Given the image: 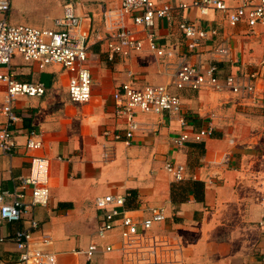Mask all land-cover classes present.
<instances>
[{
  "label": "crops",
  "instance_id": "obj_1",
  "mask_svg": "<svg viewBox=\"0 0 264 264\" xmlns=\"http://www.w3.org/2000/svg\"><path fill=\"white\" fill-rule=\"evenodd\" d=\"M156 1L171 7L169 18L154 23L157 43L171 53L169 58L152 52L146 41L139 51L109 57L103 38L111 28L106 13L129 22L119 0H11L9 9L0 12V19L12 25L58 29L54 19L70 3L89 32L87 62L92 74L89 101L75 103L68 97V73L58 65L39 69L20 55L11 61L18 80L43 82L46 89L41 96L13 101L19 116L11 126L16 144L11 154L0 150V189L12 193L19 178L30 172V156L44 155L49 159V200L30 206L25 189L29 208L23 217L16 222L0 219V264L16 263L14 232L30 228L32 218L38 225L31 229L30 247L51 253L52 264H125L117 249L97 251L90 258L85 254L89 244L118 242L117 229L98 237L95 198L120 193L127 195L126 206L136 216L164 209L165 219L153 223L147 233L173 248L167 253L170 264H264V226L258 224L264 216V26H231L219 11L200 14L190 6L192 0ZM179 2L188 6L180 8ZM183 20L214 32L198 40L194 52L187 51L179 30ZM220 47L227 49L224 55L217 53ZM182 55L205 67L215 60L222 81L229 74L254 73V89L241 94L169 86L181 99L189 130L212 128V136L200 142L176 145L173 139L181 127L175 117L140 112L138 130L129 143L113 139L111 133L126 124L116 109L115 90L128 79L136 88L170 83ZM4 89L0 83V104ZM31 130L41 133L38 150L24 145ZM106 146L113 150L108 160L102 157ZM167 161L184 166V180H173L164 169ZM43 237L49 239L47 244L41 243Z\"/></svg>",
  "mask_w": 264,
  "mask_h": 264
},
{
  "label": "built area",
  "instance_id": "obj_2",
  "mask_svg": "<svg viewBox=\"0 0 264 264\" xmlns=\"http://www.w3.org/2000/svg\"><path fill=\"white\" fill-rule=\"evenodd\" d=\"M11 0H0V12L9 9ZM120 11L129 17L128 24L117 18L111 20L110 30L103 37L109 57L126 55L131 51H139L146 41L148 48L159 57L169 58L170 52L157 43L154 31L155 20L170 17V5L159 4L156 0H119ZM178 7L186 8L185 2H179ZM190 6L200 14L207 15L210 10H216L225 15L231 26L246 23L250 29L264 26V0H237L235 6H230L225 0H192ZM58 29L37 28L31 25H12L5 19H0V83L4 85L3 101L0 104V150L11 154L15 149V133L11 126L19 119L13 110V101L18 96H41L45 93V85L39 81L18 80L11 69V61L15 55H20L25 61L35 62L40 69L50 65H58L67 75V92L69 100L75 103L89 101L92 89V74L88 66V38L89 32L82 27V19L76 15L70 3L63 5L62 16L54 19ZM179 30L185 38L187 51L197 49L198 40L207 37V32L213 30L197 27L193 22L180 21ZM138 31L144 33L143 37ZM227 49L220 47L217 53L224 55ZM206 64L191 63L186 55H182L174 66V73L170 83L145 85L136 88L131 82H123L113 93L116 109L125 116L126 124L121 131L111 133L115 140L121 139L129 143L134 132L138 130L137 112L149 114H167L175 117L181 131L174 137L176 145L184 142H200L212 136L210 126L197 130H189V122L182 110L180 97L170 92L169 86L176 89H211L221 91L227 89L232 93L250 94L254 89V73L243 75L229 74L222 80L217 75L215 60L210 59ZM131 78V74L128 73ZM242 78H246L243 81ZM104 135H110L104 132ZM24 145L27 150H38L43 141L40 132L31 130L27 133ZM113 150L106 146L102 157L108 160ZM59 158V157H58ZM29 174L18 180V187L8 193L0 189V219L8 222L19 221L28 210L25 203V189H29L31 205H45L49 200V159L44 155H31L29 158ZM165 171L174 181L185 179L184 166L167 161ZM127 195L107 194L97 196L95 205L100 212L97 235L105 238L117 229L119 240L115 244L100 246L89 244L85 249L87 257L97 252L119 250L125 264H170L167 253L173 248L167 243L147 232L155 222L165 219L164 209H151L148 216H136L126 206ZM30 228L17 229L13 240L18 257L15 264H31L33 260L52 264L53 256L43 248L31 249L30 240L33 237L31 229L37 228V221L31 219ZM264 226V216L259 221ZM49 239L43 237L41 243L47 244ZM170 260V261H169ZM4 264V263H2Z\"/></svg>",
  "mask_w": 264,
  "mask_h": 264
},
{
  "label": "rangeland",
  "instance_id": "obj_3",
  "mask_svg": "<svg viewBox=\"0 0 264 264\" xmlns=\"http://www.w3.org/2000/svg\"><path fill=\"white\" fill-rule=\"evenodd\" d=\"M32 64H35L37 66V64L35 62H32ZM38 67V66H37ZM40 69V68H39Z\"/></svg>",
  "mask_w": 264,
  "mask_h": 264
}]
</instances>
